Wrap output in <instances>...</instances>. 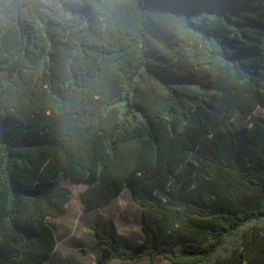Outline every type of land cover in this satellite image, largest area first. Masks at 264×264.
I'll list each match as a JSON object with an SVG mask.
<instances>
[{"label":"trees","instance_id":"16d2710c","mask_svg":"<svg viewBox=\"0 0 264 264\" xmlns=\"http://www.w3.org/2000/svg\"><path fill=\"white\" fill-rule=\"evenodd\" d=\"M60 1L0 0V264H72L63 178L141 209L98 264H264V0Z\"/></svg>","mask_w":264,"mask_h":264},{"label":"rangeland","instance_id":"374dc122","mask_svg":"<svg viewBox=\"0 0 264 264\" xmlns=\"http://www.w3.org/2000/svg\"><path fill=\"white\" fill-rule=\"evenodd\" d=\"M39 1L46 15L62 19L69 16L60 0ZM255 114L264 116V106L258 107ZM63 179L72 192L67 214L59 219H49L57 232L59 255L66 258L72 256V264H98L104 246L97 244L92 226H96L102 234L122 245L118 246L119 248H132L143 240L144 235L140 228L141 209L134 204L129 191L123 192L112 204L87 212L80 198L86 184ZM90 246L92 248L89 249ZM150 262L148 257H143L129 261L112 260L107 264H149ZM152 264L170 263L160 257Z\"/></svg>","mask_w":264,"mask_h":264},{"label":"crops","instance_id":"0c3cea01","mask_svg":"<svg viewBox=\"0 0 264 264\" xmlns=\"http://www.w3.org/2000/svg\"><path fill=\"white\" fill-rule=\"evenodd\" d=\"M117 198H118V197H117ZM117 198H116V199H117ZM116 199H115V200H116ZM115 200H114V201H115ZM114 201H113V202H114ZM113 202H112V203H113ZM112 203H110V204H112ZM110 204H109V205H110ZM82 205H83V204H82ZM83 207H84V206H83ZM104 207H105V206H104ZM67 208H68V205H67V207H66V213H65L63 216H61L60 218L64 217V216L67 214ZM102 208H103V207H102ZM84 210H85V209H84ZM85 211H86V210H85ZM87 212H88V211H87ZM57 219H59V218H57ZM49 224H50V222H49ZM50 225H51V224H50ZM51 226H52V225H51ZM52 228H53V230H54V232H55V236H56L57 241H58V244H59V240H58V237H57V232H56V230L54 229L53 226H52ZM143 239H144V236H143ZM58 244H57V247H58ZM116 245H117V246H122V245H120V244H118V243H116ZM128 248H131V247H128ZM56 251H57V249H56ZM62 257H63V258H66V257H64V256H62Z\"/></svg>","mask_w":264,"mask_h":264}]
</instances>
